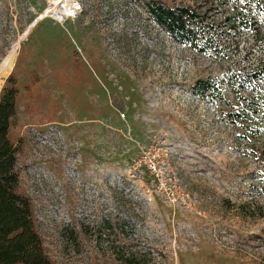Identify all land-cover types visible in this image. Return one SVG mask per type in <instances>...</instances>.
Segmentation results:
<instances>
[{"label":"rangeland","instance_id":"374dc122","mask_svg":"<svg viewBox=\"0 0 264 264\" xmlns=\"http://www.w3.org/2000/svg\"><path fill=\"white\" fill-rule=\"evenodd\" d=\"M52 1L0 0V93L16 89L9 137L51 264H264V121L227 123L203 93L264 46L243 28L194 48L145 0H76L57 21L65 0L28 32Z\"/></svg>","mask_w":264,"mask_h":264},{"label":"trees","instance_id":"16d2710c","mask_svg":"<svg viewBox=\"0 0 264 264\" xmlns=\"http://www.w3.org/2000/svg\"><path fill=\"white\" fill-rule=\"evenodd\" d=\"M203 2L200 7L190 4L171 6L162 0L142 3L176 40L188 41L194 48L199 46L202 31L208 34L203 42V51H206L211 42L217 48L225 49L227 46L219 39L220 34L235 33L243 28L252 32L255 44L264 46V0ZM226 4L230 9L224 8L220 22L208 16ZM233 48L238 45L234 44ZM246 60L247 63L233 61L228 64L218 81L203 79V93L220 106L219 111L224 108V121L232 125H250L251 113L260 114L264 121V56L251 61L246 55L243 61ZM225 84L229 86L230 99L225 94ZM15 94L14 87H3L0 93V264H51L35 227L31 201L20 190V147L9 137L11 119L16 113ZM256 95L262 100L259 105L253 100ZM123 259L127 264H140L132 256Z\"/></svg>","mask_w":264,"mask_h":264},{"label":"bare ground","instance_id":"6f19581e","mask_svg":"<svg viewBox=\"0 0 264 264\" xmlns=\"http://www.w3.org/2000/svg\"><path fill=\"white\" fill-rule=\"evenodd\" d=\"M65 0H53L52 3L50 4V6H48V8H46L45 12L41 15L40 18L36 19L29 27H28V32L29 30L35 25V23H37L38 20L43 19L45 16H47V13H50L53 11L54 7H59V5L61 3H63ZM67 2L65 3L66 5L63 7V4L60 5L62 11L61 12H56L54 16V19L57 21H62L64 19V15H68V16H72V14L74 13V7H75V0H66ZM26 32V33H28ZM25 33V34H26Z\"/></svg>","mask_w":264,"mask_h":264},{"label":"built area","instance_id":"2783aa9c","mask_svg":"<svg viewBox=\"0 0 264 264\" xmlns=\"http://www.w3.org/2000/svg\"><path fill=\"white\" fill-rule=\"evenodd\" d=\"M79 10H80L79 4H78V2L75 0L74 13L72 14L71 17H74V16L76 15V13H77ZM40 17H41V15H39V16L37 17V19L40 18Z\"/></svg>","mask_w":264,"mask_h":264},{"label":"water","instance_id":"95a60500","mask_svg":"<svg viewBox=\"0 0 264 264\" xmlns=\"http://www.w3.org/2000/svg\"><path fill=\"white\" fill-rule=\"evenodd\" d=\"M38 16H39V15H38ZM38 16H37V17H38ZM36 19H37V18H36ZM36 19H35V20H36ZM35 20H34V21H35ZM34 21H33V22H34Z\"/></svg>","mask_w":264,"mask_h":264}]
</instances>
